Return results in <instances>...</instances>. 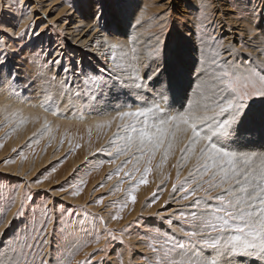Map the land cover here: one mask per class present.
Listing matches in <instances>:
<instances>
[{
  "label": "snow or ice",
  "instance_id": "snow-or-ice-1",
  "mask_svg": "<svg viewBox=\"0 0 264 264\" xmlns=\"http://www.w3.org/2000/svg\"><path fill=\"white\" fill-rule=\"evenodd\" d=\"M12 7L15 5L8 0H0V13L8 15ZM119 7V0H101L97 9L99 18H104L106 8L115 12ZM245 11L242 0H234L233 11L224 15ZM92 18H96V13ZM136 23L140 24V20ZM17 27L8 20H0V34L12 28L10 36L27 35V26L19 31L15 30ZM160 28L155 42L146 49L133 47L130 58L124 52L118 59L115 50L123 46L109 44L112 65L107 78L102 74L83 73L78 96L98 102L113 89H126L138 102L136 107L122 105L114 116L96 125L97 129H111L113 125L116 128L96 151L114 155L110 164L121 161L115 175L123 173L132 181H136L134 172L141 171L143 162L139 181L127 193L132 203L136 201L135 192L140 184L147 183L157 153L162 157L158 168L177 151L180 153L177 163L172 165L176 169L172 192L179 193L173 199L179 207L168 215L169 232H153L147 245L151 253L147 264H264V151L237 150L254 144L256 138L264 141V60L259 64L237 65L219 50L223 48L231 56L232 46L211 38L217 44L216 50L208 52L202 48L194 73L186 72L187 53L183 45L178 42L175 48H167L161 39L164 25ZM131 41L135 44L137 36H132ZM57 55L61 57L63 53ZM0 56L3 57L0 87L7 85L14 91L18 77L7 68L6 44H0ZM46 63L58 64L59 59ZM192 75L194 81L188 79ZM189 89L191 95H188ZM177 103L180 110L173 111ZM44 130L51 131L47 121ZM133 161V171H125ZM184 168L188 171L182 177ZM107 179L111 180L112 175ZM85 183L80 181V185ZM80 185H73V196L80 195ZM122 190L117 186L113 194ZM9 199L13 206L17 199L20 202L13 214L15 220L25 215L24 202L33 198L17 191ZM155 199L154 195L152 203ZM93 203L102 205L104 200L99 198ZM127 206L128 201L122 203L112 219H122L120 212ZM147 206L151 207V203ZM89 215L92 214L87 205L56 209L51 201L42 202L38 211L33 210L23 230L15 233L10 241L0 239V264H79L74 256L88 247L81 238L91 231L98 247L85 254L84 264H90L89 258L105 248L100 246L102 237L95 232V226L89 229ZM92 219L93 222L99 219L106 228L102 216L92 215ZM57 221L61 229L58 254L53 257L50 246ZM0 224H4L2 215ZM10 226L8 222L0 237Z\"/></svg>",
  "mask_w": 264,
  "mask_h": 264
},
{
  "label": "rangeland",
  "instance_id": "rangeland-1",
  "mask_svg": "<svg viewBox=\"0 0 264 264\" xmlns=\"http://www.w3.org/2000/svg\"><path fill=\"white\" fill-rule=\"evenodd\" d=\"M100 2L19 0L17 3V0H8L15 7L10 9L8 15L0 13V20H8L12 25L19 26L16 31L27 26V35L22 38L10 36L8 33L12 28L0 34V44L7 45V68L18 77L14 91L7 85L0 87V145H3L0 147V215L4 216L0 232L11 222L0 239L10 241L15 233L23 230L33 210L38 211L42 202L51 201L56 209L87 205L92 215L102 216L106 222L105 228L99 219L93 222L92 215L87 217L89 229L95 226V232L102 237L100 246L105 248V251L95 252L89 258L90 264H147V258L151 255L147 245L151 242L153 232H169L168 215L179 207L173 199L179 193L172 192L176 175L172 165L177 163L180 153L177 151L170 156L162 168L157 167L162 162L161 154L157 153L147 183L140 184L135 192V203L128 200V191L142 175L143 162L140 164L141 171L134 172L136 181L125 177L123 173L116 176L115 171L121 161L117 160L115 165L110 164L114 155L96 151L116 131L115 125L111 129H97L96 125L114 116L122 105L136 107L137 98L126 89H113L114 92L112 90V95L108 97L105 94L108 99L104 103H99L102 99L96 103L78 96L76 93L83 80V73L102 74L107 78L112 60L110 62L107 56H103L108 50L97 55L96 52L84 49L85 46L71 39L67 29L76 24L74 16L93 19L92 14L96 13L97 30H103L108 36L119 35L123 49L130 58L133 47L146 49L155 42V36L161 33L160 25L163 24L161 39L165 46L173 49L179 42L185 51L189 48V52H186V72L190 70L193 73L201 49L215 51L217 44L211 38L225 44L224 40L232 30L227 17L217 21V8L212 6L211 0H119L118 11L106 8L103 19L99 18L97 12ZM219 2L229 7L227 13L233 11L234 0ZM242 2L246 11L231 15L232 19L237 24L241 22L247 30L244 34L261 31V41L264 43V0ZM120 17L122 21L115 27L113 24ZM137 20H140V24L136 23ZM90 33L93 34V31H88L86 37ZM132 36H137L135 44L131 41ZM246 37L236 35L235 40L230 42L231 56H226L224 49L220 48L222 55L237 65L259 64L264 60V44L259 43L256 37L248 38L247 34ZM58 53L63 55L58 57ZM121 56L119 54L117 58ZM54 59H59V63H46ZM66 67L69 68L67 72ZM193 77L189 76L188 79L194 80ZM190 92L191 89L188 95H191ZM169 98L171 100V94ZM107 109L109 113L101 117L100 112ZM172 110L176 111L174 107ZM45 121L50 132L44 130ZM262 145L264 141L256 138L249 151L257 148L262 150ZM134 166L135 161L125 171L132 172ZM187 171V168L182 169L181 176L186 175ZM109 174L112 175L111 180L107 179ZM165 176L170 178L165 179ZM37 180L42 183L37 184ZM81 180L86 183L80 185ZM73 185H80V195H72ZM117 186L123 190L113 194ZM17 191L31 195L33 199L24 202L25 215L13 220L20 202L17 199L13 206L9 198L14 197ZM154 195L156 199L152 203ZM99 198H103L104 203L94 204L93 201ZM125 201H128V206L120 212L123 218L112 219ZM149 203L151 207L147 206ZM72 219L75 221L76 217ZM60 229L61 224L57 221L55 234L51 237L50 252L53 257L58 254ZM81 239L88 247L75 255L74 260L84 264L85 254L92 253L98 245L94 243L95 237L91 231Z\"/></svg>",
  "mask_w": 264,
  "mask_h": 264
},
{
  "label": "bare ground",
  "instance_id": "bare-ground-1",
  "mask_svg": "<svg viewBox=\"0 0 264 264\" xmlns=\"http://www.w3.org/2000/svg\"><path fill=\"white\" fill-rule=\"evenodd\" d=\"M212 1V6H215L218 10H216V12H217V16H216V18L218 19L217 21H219V19L220 20H222L223 18H225V17H227V23L229 24L230 23V29L232 30L231 32H230V34L229 35H227L226 36V38H225V40L224 41H226L225 42V44L226 45H229L230 44V42L232 41V39H234L235 40V36L236 35H238V36H241V35H244L245 37H246V34L248 35V38L249 37H256L257 39H259L260 40V42L259 43H262V44H264L262 41H261V39H262V32L261 31H258L259 33H257V32H253V31H249V33H246V34H244V31H247L244 27H243V25L242 24H240V23H238L237 24V22H234V20L232 19V16L230 15V17H228L229 15H227V16H225L224 15V13H227V12H229L228 10H229V7L228 6H225V5H223V4H221L220 2H219V0H211ZM211 3V2H210ZM224 3V2H223ZM217 4H219V5H217ZM217 5V6H216ZM82 13V12H81ZM80 13V14H81ZM75 14V13H74ZM99 14V13H98ZM76 15V14H75ZM75 18H76V24L73 26V27H70V29H67V31H68V34H69V36L70 37H72L71 39L72 40H74V41H76V42H78V44L79 45H82V46H85V48L84 49H88L89 51H91V52H96V53H98L97 55H99L100 53H103V52H105V51H103V50H108L109 52H107L106 54H104L103 56L105 57V56H107L108 58H107V60L108 61H110L111 62V55H112V51L108 48V45L109 44H111V43H120L121 45H122V41H121V38H120V36L119 35H107L103 30H101L102 31V33H101V31H100V29H98L97 30V28H99L95 23H97V21H96V18L94 19H83L81 16L80 17H76V16H74ZM105 17V16H104ZM111 19V18H110ZM116 19V18H115ZM114 19V20H115ZM110 21V20H109ZM121 21H122V18L120 17V18H118L117 20H116V22H115V24H113L115 27H118V23H121ZM13 22V21H12ZM112 22V21H111ZM110 22V23H111ZM27 23V22H26ZM21 24V23H20ZM25 25V24H24ZM227 25V24H226ZM100 26V25H99ZM109 26H110V24H109ZM108 26V27H109ZM235 26H237V27H235ZM24 27V26H23ZM23 27H21V28H23ZM79 27H81V28H79ZM134 27V26H133ZM110 28H111V26H110ZM20 29V28H19ZM234 29V30H233ZM263 29V28H262ZM90 30H92L93 31V34H91V35H88V37H86L87 36V32L88 31H90ZM263 31V30H262ZM98 33V34H97ZM108 34H110V33H108ZM119 38V39H118ZM247 38V37H246ZM107 40H109V41H107ZM186 44V43H185ZM123 46V45H122ZM46 47V46H45ZM102 49V51H100ZM142 49V48H141ZM189 49V48H188ZM188 49H186V52H189V50ZM124 52H126L124 49H123V47L122 48H117L116 50H115V54H116V56H119V54H123ZM252 52V51H251ZM95 53V54H96ZM224 53H226V56H228V57H230L229 56V53L228 52H224ZM257 53H259V52H257ZM80 56V55H79ZM102 56V55H101ZM56 57V53L54 54V58ZM200 57V56H199ZM99 58V57H98ZM111 64V63H110ZM112 65V64H111ZM96 69H98V71H101V69L100 68H96ZM106 74V73H105ZM107 75V74H106ZM107 76H109V75H107ZM194 79H195V77H193ZM194 81V80H193ZM3 92V91H2ZM113 92H114V90H113ZM116 92V91H115ZM191 93V92H190ZM189 93V94H190ZM109 94H111L112 95V91L110 92V93H106V97H108V95ZM115 94V93H114ZM115 96H116V94H115ZM104 99V100H103ZM99 103H104L105 102V100H107L108 98H103ZM97 103V102H96ZM185 103V105H186V102H184ZM113 104V103H112ZM174 108H175V110L177 111V110H180V104L179 103H177V104H175V106H174ZM115 110V109H114ZM106 112H108V109L106 110V111H101L100 112V114L99 115H101V117L102 116H106L107 114H106ZM109 113V112H108ZM252 149V147H250V146H248V147H244V148H239V149H237V150H241V151H249V150H251ZM255 151H257V152H260V151H264V147H263V149L261 150V149H256ZM43 163V162H42ZM37 167V166H36ZM22 170V169H21ZM13 210V209H12ZM15 210V209H14Z\"/></svg>",
  "mask_w": 264,
  "mask_h": 264
}]
</instances>
